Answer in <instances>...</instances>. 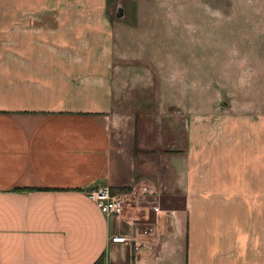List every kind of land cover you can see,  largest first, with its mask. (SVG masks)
Here are the masks:
<instances>
[{
    "label": "crops",
    "instance_id": "1",
    "mask_svg": "<svg viewBox=\"0 0 264 264\" xmlns=\"http://www.w3.org/2000/svg\"><path fill=\"white\" fill-rule=\"evenodd\" d=\"M112 27L106 0H0V264H264V116L130 105Z\"/></svg>",
    "mask_w": 264,
    "mask_h": 264
},
{
    "label": "rangeland",
    "instance_id": "2",
    "mask_svg": "<svg viewBox=\"0 0 264 264\" xmlns=\"http://www.w3.org/2000/svg\"><path fill=\"white\" fill-rule=\"evenodd\" d=\"M106 9L114 56L133 74L130 105L174 103L181 88L199 116L217 105L231 118L264 116V0H106Z\"/></svg>",
    "mask_w": 264,
    "mask_h": 264
},
{
    "label": "built area",
    "instance_id": "3",
    "mask_svg": "<svg viewBox=\"0 0 264 264\" xmlns=\"http://www.w3.org/2000/svg\"><path fill=\"white\" fill-rule=\"evenodd\" d=\"M86 195L103 214L118 215L122 210L123 193L111 189L108 185H98L88 190ZM157 209L156 206H153L154 211H157ZM110 240L123 242L125 238L123 236H112Z\"/></svg>",
    "mask_w": 264,
    "mask_h": 264
},
{
    "label": "water",
    "instance_id": "4",
    "mask_svg": "<svg viewBox=\"0 0 264 264\" xmlns=\"http://www.w3.org/2000/svg\"><path fill=\"white\" fill-rule=\"evenodd\" d=\"M116 16H121V14H119V15H118V14H116Z\"/></svg>",
    "mask_w": 264,
    "mask_h": 264
}]
</instances>
